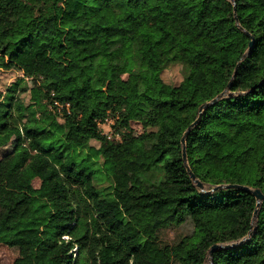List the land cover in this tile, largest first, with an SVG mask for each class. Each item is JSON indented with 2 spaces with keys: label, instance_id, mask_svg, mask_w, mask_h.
<instances>
[{
  "label": "trees",
  "instance_id": "trees-1",
  "mask_svg": "<svg viewBox=\"0 0 264 264\" xmlns=\"http://www.w3.org/2000/svg\"><path fill=\"white\" fill-rule=\"evenodd\" d=\"M233 2L0 0V68L22 74L0 95V244L31 264H206L214 244L212 264H264V0ZM196 119L204 191L182 160ZM131 123L150 130L123 169ZM218 185L261 191L253 224V194Z\"/></svg>",
  "mask_w": 264,
  "mask_h": 264
},
{
  "label": "rangeland",
  "instance_id": "rangeland-1",
  "mask_svg": "<svg viewBox=\"0 0 264 264\" xmlns=\"http://www.w3.org/2000/svg\"><path fill=\"white\" fill-rule=\"evenodd\" d=\"M22 78L21 72L15 69H4L0 68V95H3L6 88L14 84ZM162 78L165 82L169 84L176 85L182 79V68L179 64H172L168 66L162 72ZM31 80L28 78L24 79V85L27 87L31 86ZM16 96H19L23 99L25 103L29 101V93L21 92L19 89L16 90ZM112 123V121H110ZM110 122L108 124L102 125L103 133H111ZM150 129L145 128L140 124L131 123L130 129L128 130V136L133 139L132 141H127L126 147V161L123 165V169H127L129 166L130 160L138 158L137 149L140 144V140L146 138L147 133ZM119 138V136H118ZM121 138V137H120ZM94 145H97L96 142H91ZM14 146V139H12L6 146L0 148V158L6 153L10 152ZM41 178L37 177L33 181V186L38 187L40 184ZM190 231L188 226H182L181 228H171L164 230L162 233V238L166 241H174L179 238L181 235ZM33 247L28 244H23L19 246H7L0 244V264H13L14 262H20L21 264H31ZM77 249H73L72 255L76 256ZM209 264V263H206Z\"/></svg>",
  "mask_w": 264,
  "mask_h": 264
},
{
  "label": "water",
  "instance_id": "water-1",
  "mask_svg": "<svg viewBox=\"0 0 264 264\" xmlns=\"http://www.w3.org/2000/svg\"><path fill=\"white\" fill-rule=\"evenodd\" d=\"M231 1L233 2V0H231ZM252 39H253V37L251 36V41L249 42V48L252 46V43H253ZM244 56H245V54L243 55V57ZM234 76H235V73L233 74V77ZM229 85H230V83L227 85V87L224 89L223 92H221L219 95H217L211 101L202 104L199 107V114H201V112L206 107H208L209 105H211L212 103H214L216 100H218L219 98H221L222 96H224L225 93L227 92L228 88H229ZM197 121H198V119H196L193 123H191L189 125V127L186 129V131L184 132V134H183V136L181 138L182 160H183V163H184V165H185V167L187 169V172H188L190 178L195 182L196 187L200 188L201 191H204V185H203V183H201L199 180L196 179L195 175L192 173L191 169L189 168V165L187 163L186 151H185V137L187 136V134L190 131V129L197 123ZM223 187H237V188H242L244 190L250 191L253 194V196L256 199V209H255V211L253 213V219H252V224H253L255 222L256 218H257V215H258V207H259V204H260V202L262 200L261 191L259 189H257V188L251 189V188H249L247 186H241V185H218V186L213 187V190L214 189H220V188H223ZM221 247H225V246L222 245V244H214V245L211 246L210 250L208 251V255H207V258H206V263L212 264V252L215 251L218 248H221Z\"/></svg>",
  "mask_w": 264,
  "mask_h": 264
},
{
  "label": "built area",
  "instance_id": "built-area-1",
  "mask_svg": "<svg viewBox=\"0 0 264 264\" xmlns=\"http://www.w3.org/2000/svg\"><path fill=\"white\" fill-rule=\"evenodd\" d=\"M111 120H106V122H105V124L107 123L108 124V122H110ZM111 123V122H110ZM101 125H103V123L101 124Z\"/></svg>",
  "mask_w": 264,
  "mask_h": 264
}]
</instances>
